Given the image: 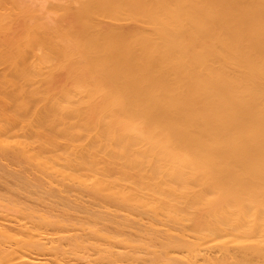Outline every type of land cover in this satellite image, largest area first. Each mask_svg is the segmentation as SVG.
I'll return each instance as SVG.
<instances>
[{"label": "bare ground", "instance_id": "obj_1", "mask_svg": "<svg viewBox=\"0 0 264 264\" xmlns=\"http://www.w3.org/2000/svg\"><path fill=\"white\" fill-rule=\"evenodd\" d=\"M0 264H264V0H0Z\"/></svg>", "mask_w": 264, "mask_h": 264}]
</instances>
